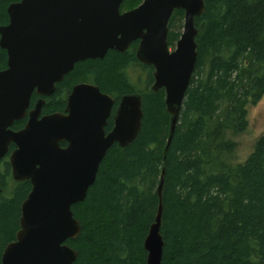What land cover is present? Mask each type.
I'll return each instance as SVG.
<instances>
[{"label": "trees", "instance_id": "trees-1", "mask_svg": "<svg viewBox=\"0 0 264 264\" xmlns=\"http://www.w3.org/2000/svg\"><path fill=\"white\" fill-rule=\"evenodd\" d=\"M21 1L0 0V27L9 23L8 7ZM142 1L124 0L122 9ZM203 1L205 11L195 18L198 59L166 155L171 116L165 91L152 90L154 69L137 61V43L124 53L110 50L102 60L77 63L45 100L44 114L62 112L73 86L82 82L96 84L117 104L123 95L142 97L138 137L107 151L86 199L72 207L82 228L67 242L78 252L76 264H147L144 242L163 173L162 264H264V137L243 162L236 160L233 140L247 129L249 105L264 97V0ZM183 19L184 11L177 10L170 20L172 47ZM7 62L0 47V71ZM136 69L145 74L137 87L130 75ZM0 187L1 264L20 230L31 184L15 182L6 159L0 162Z\"/></svg>", "mask_w": 264, "mask_h": 264}, {"label": "water", "instance_id": "water-1", "mask_svg": "<svg viewBox=\"0 0 264 264\" xmlns=\"http://www.w3.org/2000/svg\"><path fill=\"white\" fill-rule=\"evenodd\" d=\"M123 3L22 0L8 7L9 23L0 27V47L8 55L7 68L0 71V160L14 144L12 177L30 181L32 191L22 205L16 240L6 246L1 264H76L78 252L67 242L76 240L82 228L72 206L86 199L107 151L114 144L126 148L136 140L144 117L141 95H124L114 128L105 135L115 102L97 86L75 85L65 112L44 116L43 99L29 111L35 92L51 97L77 63L102 60L110 50L124 53L140 40L137 60L154 67L152 90L165 91L171 116L165 155L171 146L198 59L195 18L205 11L204 1L144 0L121 13ZM176 10L185 12L184 28L171 52L168 25ZM26 117L22 130H11ZM163 188L164 173L157 187L155 221L144 242L147 264H162Z\"/></svg>", "mask_w": 264, "mask_h": 264}, {"label": "rangeland", "instance_id": "rangeland-1", "mask_svg": "<svg viewBox=\"0 0 264 264\" xmlns=\"http://www.w3.org/2000/svg\"><path fill=\"white\" fill-rule=\"evenodd\" d=\"M124 10H128V8H124ZM130 75L133 79V83L136 84V87L141 86L139 79L144 80L145 78V74L141 69H136L133 72L130 70ZM261 137H264V97L257 103L249 105L247 129L243 133L233 137V140L238 146L236 160L238 162L245 161L253 151L256 141Z\"/></svg>", "mask_w": 264, "mask_h": 264}, {"label": "flooded vegetation", "instance_id": "flooded-vegetation-1", "mask_svg": "<svg viewBox=\"0 0 264 264\" xmlns=\"http://www.w3.org/2000/svg\"><path fill=\"white\" fill-rule=\"evenodd\" d=\"M144 1V0H143ZM142 1V2H143ZM141 2V3H142ZM140 3V4H141ZM139 4V5H140ZM123 5V4H122ZM122 5H121V8H120V12L121 13H124V12H127V11H130V10H133V9H135V8H137L138 6H136V7H134V8H131V9H128V10H124V9H122ZM177 11V10H176ZM174 14V13H173ZM172 18V17H171ZM184 18H185V12H184ZM171 20V19H170ZM169 23H170V21H169ZM183 28H184V19H183V27H182V30H181V35H182V33H183ZM196 28V27H195ZM168 29H169V25H168ZM197 30V29H196ZM198 33V32H197ZM169 34H170V29H169V31H168V37H169ZM181 35H180V37H181ZM180 37H179V39H180ZM179 39L176 41V43H175V46H170L169 45V43H168V38H167V43H168V46H169V50L172 52V51H174L175 50V48H176V45H177V42L179 41ZM134 43H137V49H136V54H137V51H138V48H139V44H140V40H137V41H135V42H133L132 43V45L134 44ZM132 45L130 46V48L132 47ZM129 48V49H130ZM128 49V50H129ZM137 58V57H136ZM138 61V60H137ZM139 62V61H138ZM140 63V62H139ZM140 64H142V63H140ZM142 65H144V64H142ZM145 66H147V65H145ZM149 67H153V66H149ZM153 69H154V67H153ZM154 71H155V69H154ZM153 76H154V72H153ZM82 83H89V84H92V85H95V86H97L96 84H93V83H90V82H82ZM78 84H81V83H78ZM77 85V84H76ZM75 86V85H74ZM73 86V87H74ZM153 86V85H152ZM98 87V86H97ZM99 88V87H98ZM73 89V88H72ZM100 89V88H99ZM72 91V90H71ZM101 91V90H100ZM102 92V91H101ZM71 93V92H70ZM70 93L68 94V96H67V100H68V97H69V95H70ZM103 93V92H102ZM103 94H105V93H103ZM137 94V93H136ZM34 95H36L35 96V99H33V97H34ZM111 96V95H110ZM124 96V95H123ZM122 96V97H123ZM112 97V96H111ZM121 97V98H122ZM49 98V97H48ZM113 98V97H112ZM121 98H120V100H121ZM40 99H43L44 100V105H45V100L47 99V98H42L41 96H39L36 92L32 95V98H31V104H30V108H29V111L30 110H32V109H34V107H35V105L37 104V102L40 100ZM114 99V98H113ZM120 100H119V103H120ZM114 102H115V104H114V106H113V109H112V112H111V115H110V117L108 118V120H107V125H106V127H105V135H108L111 131H112V129L114 128V116H115V113H116V109L118 108V106H119V103L117 104L116 103V100L114 99ZM44 105H43V107H42V116H44V115H50V114H44L43 113V108H44ZM66 105H67V103H66ZM65 109H66V106H65ZM65 109L62 111V112H57V113H64L65 112ZM52 114H54V113H52ZM23 120H25L26 121V123H25V125L27 124V121H28V117H26L25 119H23ZM110 121H112V127H111V129L108 131L107 129H108V127H109V123H110ZM17 122H19V121H17ZM16 123V122H15ZM14 123V124H15ZM25 125L21 128V129H18V130H15V129H13V126L11 127V130H13V131H19V130H22L24 127H25ZM63 144H66L65 142H61V147H63V148H66L67 147V144H66V146H64ZM115 145V144H114ZM118 145V144H117ZM12 148V149H11ZM16 149V146L14 145V144H11L10 145V147H9V151H8V154L2 159V160H0V162L1 161H3V160H6V159H8V161H9V164H10V155H11V153L14 151ZM10 167H11V165H10ZM11 176H12V169H11ZM12 179H13V177H12ZM14 180V179H13ZM15 181V180H14ZM15 182H17V181H15ZM22 182H30V181H22ZM18 183H20V182H18ZM30 184H31V182H30ZM1 188V187H0ZM2 189V188H1ZM31 191H32V184H31ZM31 191H30V193H31ZM29 193V194H30ZM2 194H3V189H2ZM2 194H1V196H2ZM29 194H28V196H29ZM1 196H0V199H1ZM28 196H27V198H28ZM27 198H26V200H27ZM25 200V201H26ZM24 201V202H25ZM23 202V203H24ZM23 203H22V205H23ZM22 205H21V209H22ZM73 207V206H72ZM17 235V234H16Z\"/></svg>", "mask_w": 264, "mask_h": 264}]
</instances>
